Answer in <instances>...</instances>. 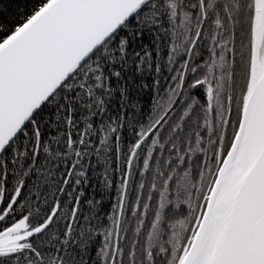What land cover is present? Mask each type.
Returning a JSON list of instances; mask_svg holds the SVG:
<instances>
[{
  "label": "snow or ice",
  "instance_id": "obj_1",
  "mask_svg": "<svg viewBox=\"0 0 264 264\" xmlns=\"http://www.w3.org/2000/svg\"><path fill=\"white\" fill-rule=\"evenodd\" d=\"M0 264H264V0H0Z\"/></svg>",
  "mask_w": 264,
  "mask_h": 264
}]
</instances>
